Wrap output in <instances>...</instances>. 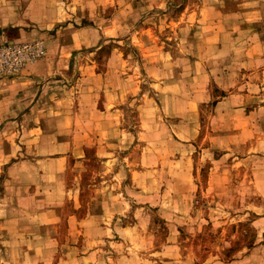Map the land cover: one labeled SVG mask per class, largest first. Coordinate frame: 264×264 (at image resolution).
I'll list each match as a JSON object with an SVG mask.
<instances>
[{
	"label": "rangeland",
	"instance_id": "374dc122",
	"mask_svg": "<svg viewBox=\"0 0 264 264\" xmlns=\"http://www.w3.org/2000/svg\"><path fill=\"white\" fill-rule=\"evenodd\" d=\"M0 3L57 21L40 39L60 72L77 73L80 55L128 89L126 141L108 129L100 154L70 155L58 174L79 190L61 199L44 173L62 146L48 136L74 127L50 111L15 124L0 86V264H264V0ZM68 23L88 29L84 44L64 37ZM4 30L0 42L23 41Z\"/></svg>",
	"mask_w": 264,
	"mask_h": 264
},
{
	"label": "crops",
	"instance_id": "0c3cea01",
	"mask_svg": "<svg viewBox=\"0 0 264 264\" xmlns=\"http://www.w3.org/2000/svg\"><path fill=\"white\" fill-rule=\"evenodd\" d=\"M30 12L32 13V10L26 11L27 14ZM25 17L27 19L18 17L13 9L6 11L4 15H0V37L4 36L5 28H11L13 29L11 32L16 33L15 39L17 40L42 38L46 37V33L41 31L40 27L49 28V25L52 27L57 24V21L54 20L40 26L37 23L31 24L28 21L29 17L27 15ZM69 26H71L70 23L67 24V31H65L67 35L64 37L71 42L73 47L84 44L79 36L82 30L88 29L85 27L70 29ZM45 53L39 60L27 65L17 75L0 79V86L6 85L10 90L9 95L12 96V100L8 103V109L13 111L12 116H16L15 124L30 125L32 129L36 126L40 127L43 123L39 116H42L45 111H50L54 116V121L56 117L58 120H62L64 126L68 124V126L74 127L73 136L70 138L55 139L54 135L48 136V141L59 142L62 146L59 155L48 160L52 163L60 162L62 164L61 166L50 167L48 173L45 171L44 174H46L48 182L52 180L51 184H54L53 187L48 186V190L53 191L55 188H60L64 194L58 195L57 198L64 199L67 194L66 190H79L77 184L71 188H66L61 175L70 155L74 156L75 159L82 158L85 155V150L91 146H94L97 153L100 154L102 148L104 149L103 142H106V136H113L108 135V129L118 130L116 135L114 134L117 137L115 141L118 148H121L119 144L126 141L128 130L124 126L123 117L128 101V89L108 86L106 71L98 72L95 67L92 68L93 65L87 64V62H91L89 58L88 61L84 59V56L78 55L79 59L76 61L81 62V64L77 73L64 72L63 70L60 72L55 63L63 61V57L55 54L46 55ZM69 79L70 81H68ZM23 110L25 111L24 115L21 114ZM25 115L27 118L23 117ZM42 137V135H36L32 138H36L34 141H42ZM111 141L113 143V140ZM112 146L111 144L110 147ZM108 151L114 153L113 150ZM103 153L105 154V152ZM60 172L61 174H58ZM81 172V169L76 171L75 181H78L77 178L80 180ZM121 175V177L125 176L124 173ZM74 196L75 194H73V198Z\"/></svg>",
	"mask_w": 264,
	"mask_h": 264
},
{
	"label": "built area",
	"instance_id": "2783aa9c",
	"mask_svg": "<svg viewBox=\"0 0 264 264\" xmlns=\"http://www.w3.org/2000/svg\"><path fill=\"white\" fill-rule=\"evenodd\" d=\"M44 53L45 47L40 38L0 42V76L17 75L27 65L39 60Z\"/></svg>",
	"mask_w": 264,
	"mask_h": 264
}]
</instances>
